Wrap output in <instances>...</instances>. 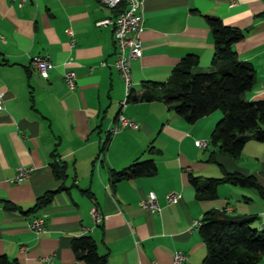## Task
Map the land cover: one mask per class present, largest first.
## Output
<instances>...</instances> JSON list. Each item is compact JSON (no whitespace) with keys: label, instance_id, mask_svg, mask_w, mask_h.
<instances>
[{"label":"crops","instance_id":"1","mask_svg":"<svg viewBox=\"0 0 264 264\" xmlns=\"http://www.w3.org/2000/svg\"><path fill=\"white\" fill-rule=\"evenodd\" d=\"M142 13V54L130 63L133 95L167 81L185 54L199 56L194 70L210 69L209 15L244 33L237 56L254 68L244 97L264 100V0H144ZM114 14L99 0H0V256L10 263L42 264L51 256L50 264H87L71 244L90 235L107 264H175V251L187 255L182 264H202L206 245L193 222L207 211L253 215L251 226L264 228V196L256 189L227 182L214 197L201 199L189 180L190 173L204 181L238 171L254 175L264 189V141L250 138L238 158L217 152L211 160L210 134L221 111L187 122L162 100L121 106L125 83L113 65L112 31L95 23ZM37 55L52 62L47 77L31 66ZM70 68L73 89L63 78ZM120 113L137 127L111 132ZM137 159H153L156 172L113 179V171ZM55 161L65 167L61 179ZM19 166L31 170L15 181ZM172 190L179 193L176 202L166 199ZM51 191L48 204L33 210ZM151 191L158 212L139 207ZM36 215L44 216L39 233L28 227ZM257 264H264V255Z\"/></svg>","mask_w":264,"mask_h":264},{"label":"trees","instance_id":"2","mask_svg":"<svg viewBox=\"0 0 264 264\" xmlns=\"http://www.w3.org/2000/svg\"><path fill=\"white\" fill-rule=\"evenodd\" d=\"M121 6L118 10H122ZM211 29L214 54L209 70H194L199 62L195 53L185 54L174 66L171 77L164 82H153L152 86L139 95H128V101L162 100L187 122L219 110L223 116L217 121L210 134L209 143L214 146L209 159L214 160L217 152L238 158L250 138L264 141V100H247L244 97L254 81L253 65L240 60L236 43L244 38V33L235 26L223 23L216 16H207ZM55 175L63 178L64 166L52 163ZM156 172L153 159L135 160L121 171H113V179H132ZM195 187L196 196L212 198L223 183L256 189L264 196V189L252 174L226 171L220 177H206L189 174ZM53 192L40 196L33 210L48 204ZM256 216H235L225 208L211 209L202 217L199 227L201 238L206 245V255L202 264H257L264 255V228L257 230L251 226ZM75 256L87 264H107L105 255L97 251L90 235H81L72 240ZM0 264H14L0 256Z\"/></svg>","mask_w":264,"mask_h":264},{"label":"built area","instance_id":"3","mask_svg":"<svg viewBox=\"0 0 264 264\" xmlns=\"http://www.w3.org/2000/svg\"><path fill=\"white\" fill-rule=\"evenodd\" d=\"M23 1V0H22ZM105 7L114 10L115 14L109 17L97 20L95 23L97 26H109L112 31V36L115 43V60L113 62L114 67L120 72L125 83V98L121 101V106H125L128 101V95L131 87V60L139 58L142 54V44L140 40V32L143 28V13L142 7L144 0H99ZM231 3H235V0H231ZM123 6L122 10H118ZM67 33L71 35L70 46L74 45L73 32L71 27L66 29ZM1 37V36H0ZM72 62V58L68 63ZM31 66L41 76L47 77L48 70L52 66V62L45 56H33L31 58ZM65 84L73 89L76 85V72L73 69H67L63 73ZM3 107V94L0 93V109ZM118 123L110 128L111 132H116L123 127H137V122L130 117H127L120 113L118 115ZM197 146L204 147L207 145L206 140H195ZM31 168L25 166H19L17 174L14 177L15 181H19L28 176ZM179 198L177 191H169L166 194L168 202H176ZM139 207L142 210H149L151 212H158L160 206L157 201L155 192H149L139 202ZM44 216L36 215L30 218L28 227L39 233L44 229ZM202 224V219H196L193 222V227L199 228ZM187 260V255L181 251H175L173 254V261L175 264H182ZM42 264H50L52 262L51 256H45L41 259Z\"/></svg>","mask_w":264,"mask_h":264}]
</instances>
